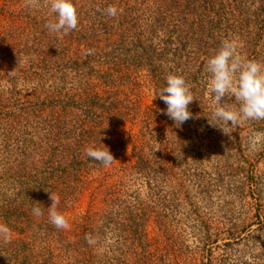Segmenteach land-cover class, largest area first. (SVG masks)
<instances>
[{"label": "trees", "instance_id": "trees-1", "mask_svg": "<svg viewBox=\"0 0 264 264\" xmlns=\"http://www.w3.org/2000/svg\"><path fill=\"white\" fill-rule=\"evenodd\" d=\"M119 1L75 0L78 26L64 34L45 27L55 19L54 14L26 7L25 0H3L0 223L9 227L12 239L10 243L0 240V264H90L88 256L94 259L96 245L102 240H109L111 247L147 240L148 211L139 191L150 179L149 169L159 178L164 157L161 154L160 162L150 157L147 146L152 140L148 134L153 133L143 127L132 142V158L116 165L127 153V125H145L137 105L143 99L145 84L159 94L167 76L175 74L185 78L191 91L195 89L198 68L211 58L209 52L201 50V46L209 48L206 42L210 36H196L190 29L180 39L166 38L161 18L166 0ZM110 5L117 7L116 17L106 14ZM183 40L186 43L181 47ZM151 41L156 43L155 49ZM88 50L93 54L87 55ZM93 57L103 59V81L99 79L98 85L90 81V87L83 89L87 76L82 77V72L96 62L88 59ZM46 69L52 73L50 78L43 77ZM69 74L78 87L66 99L51 85L53 80L66 84ZM42 78L51 85L45 87ZM155 141H164L174 150L183 146L180 134L174 130ZM102 143L116 159L106 171L120 183L105 188L103 203L107 210L95 219L87 214L74 221L73 227L69 224L68 229L56 228L49 221L52 201L45 190L61 198L57 210L66 217L69 205L79 199L86 185L83 177L107 168L86 155L88 147ZM172 167L170 163L163 168L173 183ZM33 207H40L43 215L35 216ZM261 209L259 217L264 215ZM259 223L264 229V219ZM112 252L111 256L115 255Z\"/></svg>", "mask_w": 264, "mask_h": 264}, {"label": "rangeland", "instance_id": "rangeland-1", "mask_svg": "<svg viewBox=\"0 0 264 264\" xmlns=\"http://www.w3.org/2000/svg\"><path fill=\"white\" fill-rule=\"evenodd\" d=\"M39 2L36 9L49 14L46 0ZM163 3L165 10L161 18L165 22L166 38L180 39L190 29L196 36L209 35L206 42L209 48L201 46V50L209 52L210 57L218 52L223 41L235 40L242 57L264 63V0H166ZM2 6L3 0H0V13ZM3 30L1 16L0 37ZM36 42H33L34 49ZM184 43L186 40L180 46L184 47ZM149 44L156 48L154 41ZM88 59L96 62L85 66L82 72V77L87 76L83 89L90 87V81L98 85L105 71L102 58ZM206 64L198 68L193 84L194 100L190 109L193 117L180 127L161 113L167 105L145 84L143 99L137 102L141 107L138 115L144 117L145 125L140 122L127 125L126 131L130 132L127 153L116 165L132 158V142L144 127V131L153 133L148 134L152 140L147 146L150 157L158 160L162 154L161 165L166 168L172 163L175 179L172 183L162 166L159 178L149 169L150 179L139 191V198L146 203L143 207L148 211L147 240L115 243L112 247L109 240H102L96 245L94 259L88 256L90 264H119L120 261L123 264H264V229L259 223V219H264L263 214L259 217L264 208V120H247L236 127L226 124V134L212 126L209 119L213 124L218 121L212 115L214 105L208 91L210 74ZM47 71L43 77L50 78L52 73ZM67 77L66 84L53 80L51 85L42 79L45 87L51 85L68 99L78 82L72 74ZM226 100L227 96L221 103ZM234 100L233 97L228 102ZM173 130L180 134L183 146H172L174 150L164 141H155ZM108 167L103 172L90 171L83 177L86 185L81 196L66 212L72 227L74 221L87 214L95 219L107 210L103 203L107 184L120 185L118 178L106 171L110 170ZM257 235L260 238L250 240V236ZM112 251L115 255L111 256Z\"/></svg>", "mask_w": 264, "mask_h": 264}, {"label": "clouds", "instance_id": "clouds-1", "mask_svg": "<svg viewBox=\"0 0 264 264\" xmlns=\"http://www.w3.org/2000/svg\"><path fill=\"white\" fill-rule=\"evenodd\" d=\"M46 4L49 15H55V19L45 25L50 32L67 34L77 28L79 16L75 0H46ZM25 6L37 8L40 2L25 0ZM105 11L110 17H116L118 14L117 7L113 5L108 6ZM86 54H93L92 50H88ZM206 71L210 74L208 91L213 99L212 115L218 121L213 124L209 119L212 126L218 127L226 134L224 128L226 124L236 127L247 120H264V63L242 57L238 52L237 42L225 40L218 52L207 61ZM157 96L167 105L166 111L162 109L161 113L172 119L176 127L182 126L193 117L189 105L193 102L194 96L182 75L167 76L166 86ZM225 96L228 100L234 97V102L226 100L227 102L221 103ZM86 155L105 167L116 161L103 143L99 147H88ZM45 191L52 201L48 207L50 223L58 229H68L70 225L67 218L57 210L60 197L52 191ZM32 213L37 217L43 215L40 207H33ZM11 239L9 227L0 223V240L10 243Z\"/></svg>", "mask_w": 264, "mask_h": 264}]
</instances>
